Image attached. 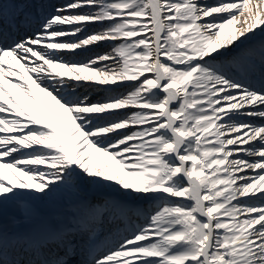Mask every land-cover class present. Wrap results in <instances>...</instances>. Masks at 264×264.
<instances>
[{
  "label": "snow or ice",
  "instance_id": "6c2138e0",
  "mask_svg": "<svg viewBox=\"0 0 264 264\" xmlns=\"http://www.w3.org/2000/svg\"><path fill=\"white\" fill-rule=\"evenodd\" d=\"M0 264H264V0H0Z\"/></svg>",
  "mask_w": 264,
  "mask_h": 264
}]
</instances>
